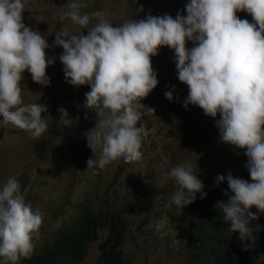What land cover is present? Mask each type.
Returning <instances> with one entry per match:
<instances>
[{"label": "clouds", "instance_id": "9594fccd", "mask_svg": "<svg viewBox=\"0 0 264 264\" xmlns=\"http://www.w3.org/2000/svg\"><path fill=\"white\" fill-rule=\"evenodd\" d=\"M82 7L86 5L72 2L68 10L59 13L60 20L70 18L79 27L73 34L61 27L53 47L63 49L59 60L65 82L73 87L87 85L83 104L95 123L85 133L87 146L93 153L97 149L101 153L95 160H87V168L98 175L109 163L116 168L143 159L152 132L150 116L155 113L152 101L162 104L168 99L177 104L171 91L152 92L159 81L151 58L167 47L174 52L178 80L187 86L185 108H180L194 111L206 121L221 147L239 156L240 150H245L251 180L233 177V164L215 177H207L196 164L193 168L192 162L186 161L170 170L175 184L171 200L183 208L196 200L197 193L203 199L226 180L232 195L227 202H217L223 221L230 222L229 230L238 232L241 242L256 240L251 223L260 218L264 228V0H189L186 15L178 12L173 18L149 13L118 26L104 17L90 26L94 17L82 14ZM241 11L249 14L252 22L239 18L236 13ZM23 12L22 0H0V134L10 130L40 140L48 130L41 115L47 107L25 104L22 91L29 79L30 84L50 85L46 70L55 57L47 56L49 44L40 30L23 23ZM189 104L196 108H187ZM58 111L62 122L68 124L67 110ZM164 113L168 116L169 110ZM17 177L9 174L6 182L0 180L3 264H17L34 254L33 240L40 239L43 222L41 212L25 203ZM138 202L134 199L136 208L144 209ZM81 206L96 214H112L116 220H123L125 212L124 205L108 190L85 195L78 203V215ZM253 207L260 214H253ZM250 247L248 244L242 250Z\"/></svg>", "mask_w": 264, "mask_h": 264}, {"label": "rangeland", "instance_id": "374dc122", "mask_svg": "<svg viewBox=\"0 0 264 264\" xmlns=\"http://www.w3.org/2000/svg\"><path fill=\"white\" fill-rule=\"evenodd\" d=\"M72 2L86 5L80 12L94 17L90 26L99 17L118 26L131 19H143L149 13L153 16L167 14L173 18L178 12L186 15L185 5L189 0H22L27 6L23 12V19L28 21L26 26H35L40 30L49 44L47 56L55 57L54 64L46 70L50 85L44 87L33 81L31 85L25 83L24 88L29 87L23 96L25 104L46 105L47 112L41 115L48 124V130L40 140L10 130L0 134V180L6 182L9 174L22 178V181H18L21 194H28L27 204L31 205L33 211L38 209L42 214L40 240L48 238L52 231L71 221L85 195L108 190L119 204L124 205L122 251L131 257V264H187L201 194L197 193L196 200L188 206H176L171 200L175 184L169 175L170 170L190 161L193 168L196 164L204 176L215 177L219 171L226 169L227 161H203L207 150L202 149V143L213 136L209 127L197 139L183 135L191 128L194 111H190V117L183 119L178 109L171 108L168 116H165L162 105L178 104L185 108L183 102L188 91L187 86L175 78L177 72L173 50L161 47L158 55L151 58V63L159 73L162 92L171 91L177 104L168 99L163 100L162 104L152 101L155 113L150 116L152 132L143 159L116 168L109 163L99 169L98 175L87 168V160H95L101 154L100 149L93 153L87 146L85 133L95 126L83 104V91L87 85L73 87L65 82L63 65L59 60L63 49L53 47L55 33L61 27L69 34L75 33L79 27L70 18L60 20L59 17V13L65 8L68 10V4ZM141 6L142 11L139 10ZM236 14L252 22V17L246 12ZM83 34L87 35V30ZM192 46L189 42L188 47ZM60 108L67 110L68 124L62 122L58 111ZM187 108L196 107L189 104ZM134 199L142 206L148 205L150 211L136 208ZM254 213L260 214L256 208ZM107 233L108 229L100 231L89 243L81 264H95L98 246ZM0 264H3V258H0Z\"/></svg>", "mask_w": 264, "mask_h": 264}, {"label": "trees", "instance_id": "16d2710c", "mask_svg": "<svg viewBox=\"0 0 264 264\" xmlns=\"http://www.w3.org/2000/svg\"><path fill=\"white\" fill-rule=\"evenodd\" d=\"M24 8H27L25 5ZM154 69V68H153ZM155 70V69H154ZM158 85L152 92H161L160 76L157 71ZM31 76V74L29 73ZM177 78V73L175 74ZM31 80L29 79V85ZM28 85V87H29ZM28 87L23 90L25 92ZM151 92V93H152ZM25 93H22V97ZM170 108H176L181 112V118L190 117V114L178 106H167L164 110L167 113ZM193 121L189 131L183 135L190 139H197L202 131L206 130V121L193 113ZM199 118V121L196 120ZM181 128V125L179 124ZM202 149L207 150V155L203 161L211 163L214 160L225 159L228 164L234 167L230 173L233 177L250 180L249 173L245 167L247 157L243 149L240 156L229 148L221 147L215 136L202 143ZM125 166V164L120 165ZM22 181L21 177H17ZM0 188L1 184H0ZM228 192V195L224 193ZM232 195L228 189L226 180L223 186L217 190H210L207 197L199 198L197 204L196 220L194 222V232L190 238V255L187 264H264V228L260 218L253 221L250 226L254 227L256 240H239V233H232L230 222L223 221V214L218 201L227 202ZM25 203L29 195L24 196ZM139 205L141 202H138ZM146 211H150L148 205H143ZM254 208L251 211L254 213ZM82 212L64 223L58 229L52 231L50 236L44 240H36L34 254L29 258H21L17 264H81L83 254L88 245L99 234L100 231L108 229V233L98 246V256L95 264H131V257L122 251L124 239V221L116 220L115 216L108 213L96 214L89 207L81 206ZM77 216L79 218L77 219ZM263 229V230H262ZM251 244L248 250L242 247Z\"/></svg>", "mask_w": 264, "mask_h": 264}, {"label": "bare ground", "instance_id": "6f19581e", "mask_svg": "<svg viewBox=\"0 0 264 264\" xmlns=\"http://www.w3.org/2000/svg\"><path fill=\"white\" fill-rule=\"evenodd\" d=\"M23 23H24L25 25H28V21H26V19H23Z\"/></svg>", "mask_w": 264, "mask_h": 264}]
</instances>
